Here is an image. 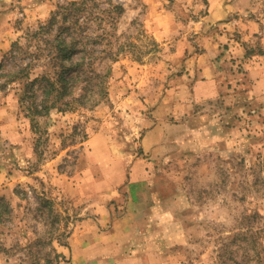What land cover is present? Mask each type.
I'll return each instance as SVG.
<instances>
[{
    "label": "rangeland",
    "instance_id": "obj_1",
    "mask_svg": "<svg viewBox=\"0 0 264 264\" xmlns=\"http://www.w3.org/2000/svg\"><path fill=\"white\" fill-rule=\"evenodd\" d=\"M68 1L0 0V58ZM112 1L125 48L97 105L34 130L0 91V264L70 263L104 213L142 264H264V0Z\"/></svg>",
    "mask_w": 264,
    "mask_h": 264
},
{
    "label": "trees",
    "instance_id": "obj_2",
    "mask_svg": "<svg viewBox=\"0 0 264 264\" xmlns=\"http://www.w3.org/2000/svg\"><path fill=\"white\" fill-rule=\"evenodd\" d=\"M124 12L125 7L112 0L59 3L45 22L28 32L26 44L17 39L3 54L0 91L9 85L17 90L20 107L34 130L41 128V120L53 109L87 106L88 101L93 107L109 93L112 65L125 48V44L115 47ZM104 61H108L106 70L99 68ZM92 94L101 96L89 98ZM3 208L1 204L0 221Z\"/></svg>",
    "mask_w": 264,
    "mask_h": 264
},
{
    "label": "crops",
    "instance_id": "obj_3",
    "mask_svg": "<svg viewBox=\"0 0 264 264\" xmlns=\"http://www.w3.org/2000/svg\"><path fill=\"white\" fill-rule=\"evenodd\" d=\"M202 68L206 85L215 86L213 64L208 62ZM108 216L109 213H104L97 220L84 219L79 224L69 238L68 252L64 250L71 259L65 264H142L143 256L133 250L129 242L121 241L122 231L116 224L109 225L111 220Z\"/></svg>",
    "mask_w": 264,
    "mask_h": 264
}]
</instances>
